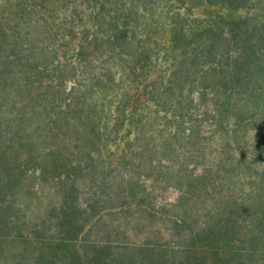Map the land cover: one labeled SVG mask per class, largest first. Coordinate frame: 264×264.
Returning a JSON list of instances; mask_svg holds the SVG:
<instances>
[{
	"label": "trees",
	"instance_id": "obj_1",
	"mask_svg": "<svg viewBox=\"0 0 264 264\" xmlns=\"http://www.w3.org/2000/svg\"><path fill=\"white\" fill-rule=\"evenodd\" d=\"M0 264H264V0H0Z\"/></svg>",
	"mask_w": 264,
	"mask_h": 264
},
{
	"label": "rangeland",
	"instance_id": "obj_2",
	"mask_svg": "<svg viewBox=\"0 0 264 264\" xmlns=\"http://www.w3.org/2000/svg\"><path fill=\"white\" fill-rule=\"evenodd\" d=\"M178 194L177 192H175L174 190H170L167 192L166 194V198L170 201V202H175V200L177 199ZM189 224H193V223H189Z\"/></svg>",
	"mask_w": 264,
	"mask_h": 264
}]
</instances>
